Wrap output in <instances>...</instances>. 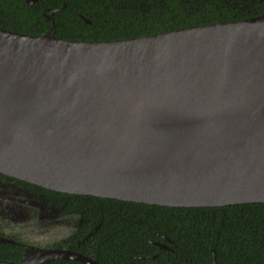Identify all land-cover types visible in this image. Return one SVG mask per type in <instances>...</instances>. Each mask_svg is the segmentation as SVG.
Returning <instances> with one entry per match:
<instances>
[{
  "label": "water",
  "instance_id": "1",
  "mask_svg": "<svg viewBox=\"0 0 264 264\" xmlns=\"http://www.w3.org/2000/svg\"><path fill=\"white\" fill-rule=\"evenodd\" d=\"M67 3L41 35L0 28V173L163 207L264 203V16L74 41L55 35ZM43 256L0 264H99Z\"/></svg>",
  "mask_w": 264,
  "mask_h": 264
},
{
  "label": "trees",
  "instance_id": "2",
  "mask_svg": "<svg viewBox=\"0 0 264 264\" xmlns=\"http://www.w3.org/2000/svg\"><path fill=\"white\" fill-rule=\"evenodd\" d=\"M116 1L68 0L66 8L54 14L56 37L74 41L123 40L228 19L218 13L209 18L192 17L178 7H159L155 13L129 6L121 8ZM63 2L38 0L29 5L24 0H0V28L41 35L52 28L45 15L51 9H61ZM60 195L97 211L100 228L93 258L99 264H212V251L217 264H264V203L173 208Z\"/></svg>",
  "mask_w": 264,
  "mask_h": 264
},
{
  "label": "flooded vegetation",
  "instance_id": "3",
  "mask_svg": "<svg viewBox=\"0 0 264 264\" xmlns=\"http://www.w3.org/2000/svg\"><path fill=\"white\" fill-rule=\"evenodd\" d=\"M116 3L121 8L129 6L154 13L159 7L168 10L178 7L192 17L209 18L218 13L228 18L221 23L264 16V0H117ZM60 194L0 173V261L29 259L39 263L49 251L72 252L94 260L95 236L100 228L97 211Z\"/></svg>",
  "mask_w": 264,
  "mask_h": 264
}]
</instances>
